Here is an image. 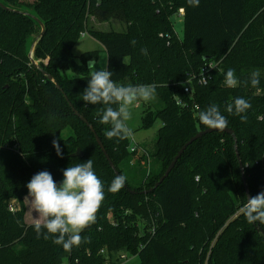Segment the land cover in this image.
Instances as JSON below:
<instances>
[{
	"label": "trees",
	"instance_id": "trees-1",
	"mask_svg": "<svg viewBox=\"0 0 264 264\" xmlns=\"http://www.w3.org/2000/svg\"><path fill=\"white\" fill-rule=\"evenodd\" d=\"M0 2L32 9L29 15L0 7V264H105L107 255L120 250L137 256V264H264V225L249 224L239 211L247 202L245 185L250 197L264 191V0H200L198 7L187 0ZM89 17L121 22L124 29L89 28ZM175 19L182 22L180 35ZM83 32L103 46L118 85L155 86L162 106H147L140 124L161 123L151 153L141 147L135 157L129 138L108 139L111 125L100 123L105 106L83 101L88 62L98 53L85 51L78 60L73 55ZM32 39L37 66L29 57ZM145 48L147 55L141 52ZM208 62L217 65L200 84L196 75ZM229 68L240 81L236 88L225 84ZM257 70L260 83L253 88L250 75ZM238 97L251 104L246 122L226 111ZM212 104L235 138L225 131L197 138L149 190L184 142L206 128L198 115ZM65 129L70 133L61 137ZM94 133L126 177L127 188L118 193L108 191L116 176ZM76 149L82 156L72 155ZM88 159L104 184L105 199L96 222L80 233L83 242L65 251L53 243L54 236L46 240L42 230L38 237L34 223L25 222L23 196L38 172H50L58 185L64 169Z\"/></svg>",
	"mask_w": 264,
	"mask_h": 264
},
{
	"label": "clouds",
	"instance_id": "clouds-1",
	"mask_svg": "<svg viewBox=\"0 0 264 264\" xmlns=\"http://www.w3.org/2000/svg\"><path fill=\"white\" fill-rule=\"evenodd\" d=\"M189 6L198 7L200 0H187ZM135 44V41L131 42ZM147 55V49H141ZM91 71L87 87L83 91V101L91 104H103L100 123L111 125V130L105 132L108 139H128L133 136L127 121L131 119V106L140 101L148 102L155 98L156 88L151 84L118 85L112 80L113 73L105 68L96 70V62H88ZM260 72L253 71L250 83L256 88L260 83ZM238 81L235 70L229 68L225 74V84L229 88H236ZM247 83V82H245ZM116 105V107H112ZM251 108L248 100L238 97L229 103L226 111L238 115L242 122H246L244 115ZM198 119L202 125L211 130L224 131L228 127L227 118L221 114L216 104L200 111ZM57 155L62 157L57 140L52 141ZM126 183L124 175L116 176L108 191L118 193ZM28 197L35 213L34 230L39 237L44 230V239L54 236L53 243L61 245L65 251H71L79 246L83 239L80 233L96 222L97 213L105 199L104 184L93 170V161L88 159L84 163L69 166L63 170V180L57 185L48 171H40L33 175L26 185ZM249 224L264 225V191L251 196L239 209Z\"/></svg>",
	"mask_w": 264,
	"mask_h": 264
},
{
	"label": "rangeland",
	"instance_id": "rangeland-1",
	"mask_svg": "<svg viewBox=\"0 0 264 264\" xmlns=\"http://www.w3.org/2000/svg\"><path fill=\"white\" fill-rule=\"evenodd\" d=\"M21 1L30 2L32 0H21ZM18 8H19V11L31 14L30 12L32 11V9L30 7H27L26 5H19ZM173 26H174V29L177 35H180L182 32V22L179 19H175L173 20ZM88 27L98 29V30L122 31L124 29V24H122L121 22L115 21V20H110L108 22H97L96 20H94L93 17H89ZM33 44H35V39L31 40V45H30L31 47H30L29 52H31ZM91 50L98 51L97 57L94 60L96 62V70H98L100 69L99 68L100 65H102L103 62L105 61V55H104L105 52L103 51V46L101 45V43L95 38H93L92 36H90L89 34H87L86 32L74 44L72 48V53L78 60V56L81 53L85 51H91ZM68 75H70L69 72H68ZM147 106L150 107L152 110H156L162 106V103L156 96L154 99L148 102L140 101L138 103H134V105L131 106L130 108L131 119L127 121L126 123L128 127L132 129V132H133V136L129 138L130 145L136 142L140 148L142 147L148 153H151L154 150V146H155L156 131L160 127L161 123L160 121L156 120L151 127L140 128L142 112L145 108H147ZM69 133H70V130L65 129L62 131L61 137H66ZM140 153L142 152L140 151ZM135 160L136 158L133 157L131 161L133 162ZM141 165L144 168L147 167V160H144V161L142 160ZM23 203L25 206V213H26L27 207L29 208V213L27 214L26 221L29 223H34L36 220V216L32 209L31 200H30V197H28V195H26L25 199H23ZM13 206H15V201L13 202ZM121 251L125 252V250H121ZM138 262H139V258L137 256H131L127 264H137Z\"/></svg>",
	"mask_w": 264,
	"mask_h": 264
},
{
	"label": "water",
	"instance_id": "water-1",
	"mask_svg": "<svg viewBox=\"0 0 264 264\" xmlns=\"http://www.w3.org/2000/svg\"><path fill=\"white\" fill-rule=\"evenodd\" d=\"M0 7L3 8V9H8V10H13V11H17V12H20L19 10H16V9H11L9 7H6L4 4H2L0 2ZM29 14V13H28ZM31 15V14H29ZM40 25L42 26V24L40 23ZM43 33V26H42V29H41V32L39 34L42 35ZM34 45V44H33ZM29 57L30 59L32 60V63L34 64V66H37L36 65V62L32 59V51L29 52ZM48 78H50L49 75H47ZM73 109V108H72ZM75 114H77L75 111H74ZM80 118L86 123L88 124L81 116ZM90 127V130L92 132H94L93 128L88 125ZM212 131H218V130H211V129H208V128H205V129H202V130H199L198 132H196L193 136H191L186 142H184V144L179 148V150L177 151V153L174 155L173 159L170 161V163L168 164V166L166 167V169L164 170L163 174L159 177V179L155 182L154 186L152 188H150L149 190H152L154 187L158 186L162 181L163 179L169 174V172L172 170L175 162L177 161V159L180 157V155L182 154V152L184 151V149L189 145L191 144L193 141H195L197 138L201 137L202 135L206 134V133H209V132H212ZM225 132H228L233 138H235V135H234V132L233 130L229 129V128H226L224 130ZM94 137H95V140L99 146V148L101 149L106 161L108 162V165L110 166V168L113 170L115 176H119V172L116 170L114 164L112 163L109 155L106 153V150L104 149L100 139L98 138V136L94 133ZM236 150V156L237 158L239 159V156H238V153H237V149L235 148ZM72 155H76V156H82V152L80 149H76L75 153H73ZM239 166H240V170L241 172H243V168H242V164H241V161L239 160ZM243 179H244V176H243ZM124 188H127L126 187V184L124 186ZM245 189H246V194H247V199L250 197L249 195V192H248V188L247 186L245 185ZM149 190H144L143 192H147ZM130 192H134L132 190H129Z\"/></svg>",
	"mask_w": 264,
	"mask_h": 264
},
{
	"label": "built area",
	"instance_id": "built-area-1",
	"mask_svg": "<svg viewBox=\"0 0 264 264\" xmlns=\"http://www.w3.org/2000/svg\"><path fill=\"white\" fill-rule=\"evenodd\" d=\"M179 14H183V10L182 9H179ZM85 32L81 33V36L84 35ZM217 65V63L215 62H208L207 64H205L202 69L200 70V72L196 75L197 77V82L200 83V84H204L206 83V81L208 79L211 78V70H213V68H215ZM184 91L185 92H189L190 91V87H189V84L188 82L185 83V86H184ZM138 144L136 142H134L132 145L129 146V150L131 152H135L136 155L135 157L139 156L140 154H142V149L138 148ZM140 151L142 153H140ZM147 167H148V160H147ZM198 177L196 176L195 177V180H197ZM9 209L10 210H14L15 209V206H13V202H11L9 204ZM101 252H103V250H101ZM132 255H130L127 251H118V252H111L109 255L106 256L107 258V262L105 264H127L129 258L131 257Z\"/></svg>",
	"mask_w": 264,
	"mask_h": 264
},
{
	"label": "crops",
	"instance_id": "crops-1",
	"mask_svg": "<svg viewBox=\"0 0 264 264\" xmlns=\"http://www.w3.org/2000/svg\"><path fill=\"white\" fill-rule=\"evenodd\" d=\"M105 55V61L103 62V64L102 65H100V67L99 68H105L106 67V54H104ZM98 70H100V69H98ZM26 196V195H25ZM25 196H23V199H25ZM26 206H27V204H26ZM29 213V208L27 207V210H26V213H25V215H24V220H25V222L26 223H29V222H27L26 221V217H27V214ZM34 214V213H33ZM35 223V222H34Z\"/></svg>",
	"mask_w": 264,
	"mask_h": 264
}]
</instances>
